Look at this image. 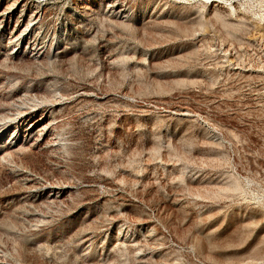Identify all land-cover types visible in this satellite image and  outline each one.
Returning <instances> with one entry per match:
<instances>
[{
    "label": "rangeland",
    "instance_id": "obj_1",
    "mask_svg": "<svg viewBox=\"0 0 264 264\" xmlns=\"http://www.w3.org/2000/svg\"><path fill=\"white\" fill-rule=\"evenodd\" d=\"M0 12V264H264V0Z\"/></svg>",
    "mask_w": 264,
    "mask_h": 264
},
{
    "label": "bare ground",
    "instance_id": "obj_2",
    "mask_svg": "<svg viewBox=\"0 0 264 264\" xmlns=\"http://www.w3.org/2000/svg\"><path fill=\"white\" fill-rule=\"evenodd\" d=\"M5 13L6 12H0V22H3L4 21V19H5ZM9 54H11V53H9ZM177 113H178V115L179 116H181V117H185V116H187L188 114H187V112H186V110H177ZM30 115V113H27V112H24V113H22L21 114V116H29ZM32 115V114H31ZM21 119V118H20ZM32 123V122H31ZM19 125V124H18ZM47 126H48V124L46 123V124H44V125H42V127L40 128V129H44V128H47ZM39 127V126H38ZM39 129V128H38ZM40 131V130H39ZM44 131V130H43ZM36 132V131H35ZM30 134V133H29ZM38 134H39V132H38ZM31 135H33V134H31ZM35 135V134H34ZM39 136V135H38ZM29 137V136H28ZM38 138H40V137H38ZM46 143V142H45ZM52 143V142H51ZM51 143H49L50 145H51ZM34 144V143H33ZM49 144H48V141H47V144H45V146H49ZM33 146V145H32ZM43 146V145H42ZM44 148V147H43ZM46 149V148H45ZM252 164V163H251Z\"/></svg>",
    "mask_w": 264,
    "mask_h": 264
}]
</instances>
